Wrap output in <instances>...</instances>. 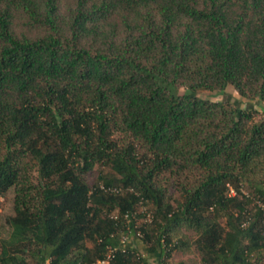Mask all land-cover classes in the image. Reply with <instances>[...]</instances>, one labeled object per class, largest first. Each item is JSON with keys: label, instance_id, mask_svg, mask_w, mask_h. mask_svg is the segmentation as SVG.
<instances>
[{"label": "trees", "instance_id": "trees-1", "mask_svg": "<svg viewBox=\"0 0 264 264\" xmlns=\"http://www.w3.org/2000/svg\"><path fill=\"white\" fill-rule=\"evenodd\" d=\"M228 85L264 104V0H0V195L16 191L0 264L112 247L144 264L119 247L139 203L155 264L192 245L262 264L264 119L197 96Z\"/></svg>", "mask_w": 264, "mask_h": 264}, {"label": "rangeland", "instance_id": "rangeland-1", "mask_svg": "<svg viewBox=\"0 0 264 264\" xmlns=\"http://www.w3.org/2000/svg\"><path fill=\"white\" fill-rule=\"evenodd\" d=\"M184 89L180 88L179 93H183ZM197 96L203 97V98H209L211 100H225L228 99L231 102H233L236 105H239L242 108L245 109H252L254 110L253 118L254 120H260L264 119V104L262 102H259L257 99H246L241 97L235 89L228 85L225 88V91L223 93H218L217 91H209V90H198ZM95 174V172H90L89 179L92 178V176ZM29 178L33 182H37L38 178L36 175V172L34 170H31L28 174ZM170 192L172 194L176 195V192L174 188H170ZM246 192V191H244ZM16 191L14 188L8 189L3 195H0V251H1V244L4 243L3 240H6L10 234L11 227L7 222V219L14 215V198H15ZM152 207L150 205H147L146 203H139L135 211L132 213L131 220L134 223V228H136L137 231H140L142 236H136L134 233L127 234L128 238L126 239V243L130 244L132 249L136 252L138 256H141L145 259L146 263L144 264H155L156 261L152 254L147 252L146 247L147 244H150L151 241H145L144 235L142 233V230L140 229V226H145L146 228L150 227L148 226L152 221ZM185 234L190 237L191 239L195 238V234L191 230H185L182 229ZM126 233H122L121 236H125ZM2 241V242H1ZM91 243L89 241L86 242V245H90ZM8 249L12 250L11 246L7 244ZM24 257L27 261H31V256L28 251L24 253V255H21ZM169 262H178V261H185L186 264H201L200 263V253L194 248L192 245L189 251L181 252V251H173L172 255L169 259H167ZM129 264H133L132 262H129ZM137 264H143V263H137ZM262 264H264V251H263V261Z\"/></svg>", "mask_w": 264, "mask_h": 264}, {"label": "built area", "instance_id": "built-area-1", "mask_svg": "<svg viewBox=\"0 0 264 264\" xmlns=\"http://www.w3.org/2000/svg\"><path fill=\"white\" fill-rule=\"evenodd\" d=\"M136 236H139V237L141 236L140 231L136 232ZM127 238H128L127 235L121 237L119 247H124L127 244L125 242ZM115 250H116V247L110 248L106 256L100 260H97L94 264H111Z\"/></svg>", "mask_w": 264, "mask_h": 264}]
</instances>
